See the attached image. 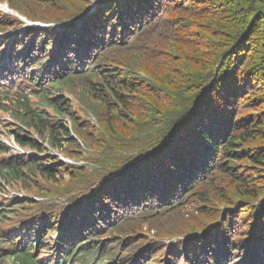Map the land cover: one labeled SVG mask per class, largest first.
I'll return each instance as SVG.
<instances>
[{"label":"trees","instance_id":"obj_1","mask_svg":"<svg viewBox=\"0 0 264 264\" xmlns=\"http://www.w3.org/2000/svg\"><path fill=\"white\" fill-rule=\"evenodd\" d=\"M71 1L81 22L29 27L0 50V77L14 74L0 110L25 151L0 141V185L45 179L73 199L59 214L29 194L0 201L19 244L0 228V263L264 264V0ZM79 88L94 103L75 107ZM194 202L211 221L183 231ZM147 225L188 234L168 247Z\"/></svg>","mask_w":264,"mask_h":264},{"label":"rangeland","instance_id":"obj_2","mask_svg":"<svg viewBox=\"0 0 264 264\" xmlns=\"http://www.w3.org/2000/svg\"><path fill=\"white\" fill-rule=\"evenodd\" d=\"M23 2V6L29 7V8H36L40 9L41 12L37 13L40 16H46L45 18L50 19H57L56 20H42L40 18L36 17H27L22 12L14 9L9 0H0V4L3 6H7L8 9L0 8V17H3L4 13H10L12 15L20 17L23 22H10V21H4L2 28L0 30V50L4 48V44L7 43V40L10 38L21 40L23 38V33L29 28L34 27L36 29H42L39 32H43V30H47L49 28H54L56 30H60L61 26H65L69 24L71 21H76L80 17L84 15L85 9L77 7L71 0H21ZM86 1V5L90 6V8H93L95 6V3L97 1L101 0H82ZM91 2H95L93 5H91ZM41 3V4H40ZM87 10V8H86ZM13 11V12H12ZM61 11V18H55V15ZM75 18V19H74ZM78 21V20H77ZM38 25H42L39 27ZM67 28V27H65ZM14 75L10 72H4V75L0 77V79L3 78H9V76ZM77 96L75 97L73 95L66 94L67 98H71L73 100L75 107L78 105H82L80 100L84 103H94V100L88 96L85 92L81 91L80 88L77 90ZM84 103V104H85ZM86 105V104H85ZM90 114L91 120L95 121V115L91 110H88ZM87 116V115H86ZM0 123L4 126L2 127L3 130L0 134V141L5 143L9 141L10 139H14L13 136V129L16 127L15 125L19 124V122L11 116L6 111L0 110ZM8 131V132H6ZM45 146L51 150L50 153H56L59 152L58 150L51 149L49 144L45 142ZM87 146V145H86ZM88 147V146H87ZM89 148V147H88ZM95 151H92L91 153L83 154L84 157H87L88 159H95L97 158V154L93 153ZM62 157H68L65 153L59 152ZM3 155L0 154V158ZM71 157V156H69ZM73 158V157H72ZM89 159V160H90ZM79 163H81L80 160H78ZM92 172H95L93 169ZM66 179H68V176H66ZM38 186H31L29 183H25V186L22 187L21 184L18 185H0V201H5L7 197H11L12 195L16 193L20 194H29L36 200H38L48 211H57L58 214L62 212L65 208V201L73 199L71 198V195L67 196H60L56 193H51V191H57L62 192V188L53 187L52 183L45 179H40L37 182ZM59 196L62 199L57 198ZM57 206V207H55ZM201 205L197 203H193L190 206H187L181 214H184L186 216V220L181 223V228L183 231L186 229H189L193 226L202 225L204 223H207L211 221L209 214L213 213L211 211H208L203 208H199ZM180 214V215H181ZM55 225L57 224L56 221L54 222ZM0 228L4 230L7 233V237L11 243H14V234H16L15 228L18 227L15 226L11 219H5L4 222H0ZM182 231V232H183ZM141 233L146 236V238L150 240H158L161 239L165 241V244L169 247L173 244L178 243L179 241H182L184 236L187 235L186 233L183 234L182 232L179 234H175L172 236H163L158 229H156L153 225H147L144 226V229L140 231ZM168 235V234H167ZM52 237H55V233H52ZM14 246L17 247L19 245L18 243H14ZM7 246V245H4ZM44 254L40 252V249H37L34 251L33 256L34 257H41ZM67 264V262H65ZM0 264H6V261H3V263ZM75 264H79V261H76Z\"/></svg>","mask_w":264,"mask_h":264},{"label":"bare ground","instance_id":"obj_3","mask_svg":"<svg viewBox=\"0 0 264 264\" xmlns=\"http://www.w3.org/2000/svg\"><path fill=\"white\" fill-rule=\"evenodd\" d=\"M4 8H6L5 6H3ZM46 35V34H45ZM103 46V45H102ZM44 61V60H43ZM73 67V66H72ZM1 80V79H0Z\"/></svg>","mask_w":264,"mask_h":264}]
</instances>
